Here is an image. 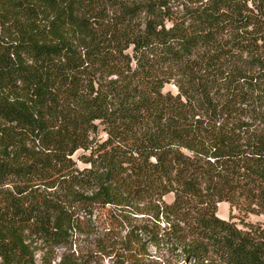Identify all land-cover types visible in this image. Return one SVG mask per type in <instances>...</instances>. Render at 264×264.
Wrapping results in <instances>:
<instances>
[{
    "label": "trees",
    "instance_id": "obj_1",
    "mask_svg": "<svg viewBox=\"0 0 264 264\" xmlns=\"http://www.w3.org/2000/svg\"><path fill=\"white\" fill-rule=\"evenodd\" d=\"M220 202L264 218V0H0V264L95 229L113 264H264Z\"/></svg>",
    "mask_w": 264,
    "mask_h": 264
},
{
    "label": "rangeland",
    "instance_id": "obj_2",
    "mask_svg": "<svg viewBox=\"0 0 264 264\" xmlns=\"http://www.w3.org/2000/svg\"><path fill=\"white\" fill-rule=\"evenodd\" d=\"M200 0H167L170 11L175 15H180L185 8V6L195 5ZM176 92V88L172 84H168L165 87V91ZM82 165L81 163H79ZM173 199L172 195L166 196V200L171 201ZM217 215L220 218L230 219L233 218V221L239 224L241 220H246L248 222H262L264 223V218L257 215H247L245 216L244 212H241L236 207H231L227 202H220L218 204ZM125 231L121 235H124ZM119 232H109L108 230L95 229L92 233L84 239V236L80 237L78 240H75L73 250L79 249L83 254V264H113L116 260L114 254L112 256L103 255L100 245L112 246L115 245L118 247L117 242L119 241ZM39 246V245H38ZM99 248V249H98ZM64 252H69L66 248H58L55 251V259L53 264L58 263ZM41 254L42 252L38 250L36 252V260L41 263ZM178 252H171L167 248V240L160 241L158 244L149 243L147 245V264H182L183 261L181 258H178ZM85 260V261H84Z\"/></svg>",
    "mask_w": 264,
    "mask_h": 264
}]
</instances>
